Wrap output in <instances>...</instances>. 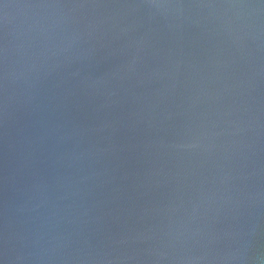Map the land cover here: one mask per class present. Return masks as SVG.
Segmentation results:
<instances>
[{
    "label": "water",
    "instance_id": "water-1",
    "mask_svg": "<svg viewBox=\"0 0 264 264\" xmlns=\"http://www.w3.org/2000/svg\"><path fill=\"white\" fill-rule=\"evenodd\" d=\"M0 264H264V0H0Z\"/></svg>",
    "mask_w": 264,
    "mask_h": 264
}]
</instances>
